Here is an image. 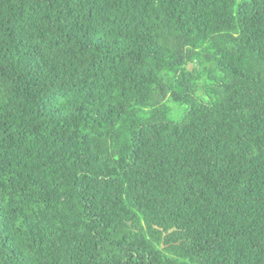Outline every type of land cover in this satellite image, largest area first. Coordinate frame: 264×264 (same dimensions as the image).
<instances>
[{
  "label": "trees",
  "instance_id": "trees-1",
  "mask_svg": "<svg viewBox=\"0 0 264 264\" xmlns=\"http://www.w3.org/2000/svg\"><path fill=\"white\" fill-rule=\"evenodd\" d=\"M0 264H264V0H0Z\"/></svg>",
  "mask_w": 264,
  "mask_h": 264
},
{
  "label": "rangeland",
  "instance_id": "rangeland-1",
  "mask_svg": "<svg viewBox=\"0 0 264 264\" xmlns=\"http://www.w3.org/2000/svg\"><path fill=\"white\" fill-rule=\"evenodd\" d=\"M171 118H172L173 120H176V119H177V116H176V115H173Z\"/></svg>",
  "mask_w": 264,
  "mask_h": 264
},
{
  "label": "water",
  "instance_id": "water-1",
  "mask_svg": "<svg viewBox=\"0 0 264 264\" xmlns=\"http://www.w3.org/2000/svg\"><path fill=\"white\" fill-rule=\"evenodd\" d=\"M169 232H171V230ZM163 235H165V233Z\"/></svg>",
  "mask_w": 264,
  "mask_h": 264
}]
</instances>
